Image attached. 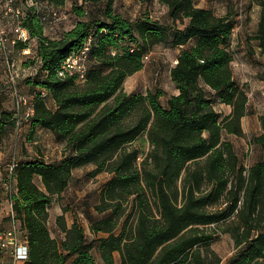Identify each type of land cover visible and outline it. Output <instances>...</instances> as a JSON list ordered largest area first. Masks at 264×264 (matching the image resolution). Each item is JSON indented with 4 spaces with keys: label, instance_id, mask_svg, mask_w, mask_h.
<instances>
[{
    "label": "trees",
    "instance_id": "16d2710c",
    "mask_svg": "<svg viewBox=\"0 0 264 264\" xmlns=\"http://www.w3.org/2000/svg\"><path fill=\"white\" fill-rule=\"evenodd\" d=\"M27 1L22 0V24L36 39L41 67L24 81L42 91L31 101L19 89L34 106L24 123L31 125V140L45 129L65 148L56 161L38 156L10 162L16 167L10 169L9 217L28 240L24 264H99L95 250L103 264H117L116 253L120 264H222L212 248L219 236L210 230L221 224L235 241L236 254L227 264H264V117L262 133L253 137L261 150L253 165L224 137L244 136L243 119L249 114L248 92L232 66L236 18L199 7L195 0H159L169 8L170 26L149 15L131 20L117 12V0H79L82 4L73 7L75 25L50 37L44 6L60 10L67 0H34L37 6ZM259 4L257 39L264 52V0ZM159 44L181 48L171 70L179 94L167 104L161 88L146 94L124 88ZM87 45L86 80L77 73L62 77L63 63ZM27 47L18 41L12 53ZM44 91L52 95L55 109ZM0 92L2 153L8 138L19 133L28 108H3ZM216 102L232 106V114L222 118ZM144 136L151 150L141 163L144 152L136 143ZM91 164L93 177L112 174L95 205L101 216L91 221L95 238L90 240L78 221L69 226L64 213L57 217L64 234L59 240L49 227L50 208L69 189L74 171ZM132 198L134 222L127 206Z\"/></svg>",
    "mask_w": 264,
    "mask_h": 264
},
{
    "label": "rangeland",
    "instance_id": "374dc122",
    "mask_svg": "<svg viewBox=\"0 0 264 264\" xmlns=\"http://www.w3.org/2000/svg\"><path fill=\"white\" fill-rule=\"evenodd\" d=\"M195 2L197 6L212 9L220 16L233 15L236 18V28L234 29L231 43V50L235 58L232 66L236 81L248 92L249 114L243 119L244 136L225 134L224 137L234 143L236 151L242 160L251 166L261 156V150L253 144V137L262 133V118L264 117V52L257 39L262 7L259 4V0H195ZM76 4L80 5L82 3L79 0H67L66 6L60 9V12L66 13L67 19L48 27L47 34L50 37H58L75 25L77 16L73 7ZM15 5L23 6L22 0L16 2ZM1 10L4 15L2 20L7 26L5 29L10 37L13 38L14 18L5 14L4 7ZM116 10L131 20L149 15L154 20L164 24L170 26L174 24L169 8L160 3L159 0L149 3H143L142 0H117ZM44 11L49 14V8L46 6H44ZM178 24L181 27L183 26L180 21ZM180 51L181 48H173L168 44L157 45L153 52L149 54V57L145 58V68L126 80L125 91L130 94H146L149 90L161 88L165 92L162 101L167 104V100L176 93V85L171 79V70L177 64L176 61ZM13 56L18 61L19 67L23 68L22 59L15 53ZM1 60L4 66L0 67L2 107L15 110V98L8 78L3 76L4 74L6 75V66L3 58ZM21 87V84H19L20 91L27 96V91L25 92ZM24 88L28 89L27 87ZM215 105L217 111L224 112L223 110L226 109L220 103L216 102ZM29 130V123H24L19 133L14 132L8 138L3 152L0 154V231H8L13 225L9 217L11 205L8 202L11 175L10 162L12 158L25 160L43 156L47 161H56L63 156L61 147L58 148L57 146V138L52 133H42L43 141L39 140L36 144L34 143L35 139L34 141L30 139ZM136 146L144 152V156L139 161L142 163L144 157L151 150L147 136L141 137L137 141ZM94 168L95 165L91 164L76 169L69 189L62 196L57 197L50 208L49 227L52 235L59 240L64 237V234L57 225V217L64 213L69 225L74 221H78L84 227L88 238L90 240L95 238L90 229L91 221L101 217L95 210V205L101 202L102 190L112 178V174L104 172L93 177L90 172ZM38 183L39 185L42 184L39 179ZM151 202L155 205V200L152 196ZM127 206L130 221L134 222L136 209L133 208V198ZM211 229L216 230V234L219 236V239L212 244V248L222 258V264H227L236 254L235 241L231 234L225 231L227 229L226 224L212 226ZM3 255L6 260L11 257L9 252H4ZM94 256L99 264H103L98 250L94 251ZM116 260L117 264L121 263L119 253H116Z\"/></svg>",
    "mask_w": 264,
    "mask_h": 264
},
{
    "label": "built area",
    "instance_id": "2783aa9c",
    "mask_svg": "<svg viewBox=\"0 0 264 264\" xmlns=\"http://www.w3.org/2000/svg\"><path fill=\"white\" fill-rule=\"evenodd\" d=\"M17 0H0V55L2 56L5 66L8 82L13 91L14 98L16 100V107L18 112H21L24 106H28L26 116L22 117L19 121V127L24 125V121L27 120L34 114V106L31 104L29 99L23 96L18 88V83L23 77V73L18 65V61L14 58L11 45L18 41H22L25 44H29V47L22 51V54L31 60H36L41 63V59L38 54L34 51L33 44L36 39L31 37L29 30L23 26L22 18L24 15V7L15 5ZM27 4L33 6L37 3L34 0H28ZM3 5V6H2ZM5 8V14L14 18V28H13V38L10 37L6 31L5 22L2 20L4 18L3 11L1 8ZM67 19L66 13L60 12L57 9H49V14L46 15L45 20L48 22L49 26L61 22ZM90 46L87 45L86 48L75 53L69 57L62 65L60 75L66 77L68 75L79 74L80 81L84 82L86 80V74L88 71V54ZM146 56V58H148ZM44 96L48 95L47 91L43 92ZM253 149V146H252ZM251 149V150H252ZM250 156V153H249ZM249 166V165H248ZM16 167L15 161L10 165V169L13 170ZM12 217L15 219L14 212H12ZM12 228L8 231L0 232V264H24L29 259V245L27 237L22 234L16 221L12 222ZM4 252L10 253V259L6 260L4 258Z\"/></svg>",
    "mask_w": 264,
    "mask_h": 264
},
{
    "label": "crops",
    "instance_id": "0c3cea01",
    "mask_svg": "<svg viewBox=\"0 0 264 264\" xmlns=\"http://www.w3.org/2000/svg\"><path fill=\"white\" fill-rule=\"evenodd\" d=\"M14 36V35H13ZM13 46L11 45V48H12ZM33 49H34V51L37 53V47H38V44H37V42H34V44H33ZM15 49V48H14ZM17 51V50H16ZM16 55H18L19 56V58H21L22 60V66H23V68H20L21 69V71H22V73H23V77L21 78V80H20V84H21V88H22V90H24L25 92H26V95L28 96V98L31 100V101H33V98H34V96H35V94H36V92L37 91H40L41 89L40 88H38V87H32V86H30V85H27L26 83H25V81H24V79L25 78H27V77H34V76H36V74H38V72H39V70H40V67H41V63L39 62V61H36V60H29V59H27L20 51H17L16 52ZM2 58H1V55H0V67L1 66H3V61L1 60ZM176 63H177V61H176ZM4 67V66H3ZM0 71H1V69H0ZM3 71H4V69H3ZM3 76H6L7 77V74L5 75H3ZM24 87H27L28 89H26V88H24ZM2 88L0 87V90H1ZM23 91V92H24ZM42 91V90H41ZM1 93V92H0ZM179 94V91L177 90V88H176V93L174 94V95H178ZM47 103H48V106L50 107V108H52V109H55L56 108V102H55V100L53 99V97H52V95L51 94H48L47 95ZM220 105L222 106V107H226V109L225 110H223L224 112H221V111H218L221 115H222V118H224V117H226V116H229V115H231L232 114V112H233V107L232 106H230V105H226V104H222V103H220ZM26 109H27V106L25 107V109H24V111H26ZM26 113L24 112V114H23V116L25 115ZM247 117V116H246ZM244 119H245V117H244ZM29 127H30V130H29V133H30V131H31V125H29ZM48 132H50V133H52L54 136H55V134L53 133V132H51V131H49V130H45V129H38L37 130V132L35 133V136H34V139L36 140L34 143H38L39 142V140H41V141H43L42 140V136H41V134L42 133H48ZM38 140V141H37ZM57 146H58V148L59 147H61V149H62V154H63V150H64V148H65V143L64 142H61V141H58L57 140ZM1 154V153H0ZM62 158V157H61ZM62 215V214H61ZM58 216H60V215H58ZM56 221V220H55ZM73 224V223H72ZM71 224V225H72ZM71 225H69V226H71Z\"/></svg>",
    "mask_w": 264,
    "mask_h": 264
}]
</instances>
